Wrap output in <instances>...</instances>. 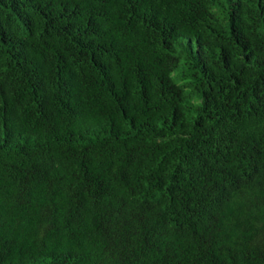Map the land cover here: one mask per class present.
Segmentation results:
<instances>
[{
    "label": "trees",
    "instance_id": "1",
    "mask_svg": "<svg viewBox=\"0 0 264 264\" xmlns=\"http://www.w3.org/2000/svg\"><path fill=\"white\" fill-rule=\"evenodd\" d=\"M0 264H264V0H0Z\"/></svg>",
    "mask_w": 264,
    "mask_h": 264
}]
</instances>
